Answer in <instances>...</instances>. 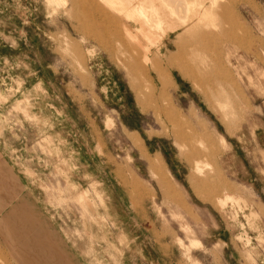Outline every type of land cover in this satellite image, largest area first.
<instances>
[{
  "label": "rangeland",
  "instance_id": "rangeland-1",
  "mask_svg": "<svg viewBox=\"0 0 264 264\" xmlns=\"http://www.w3.org/2000/svg\"><path fill=\"white\" fill-rule=\"evenodd\" d=\"M227 1L0 0V264H264V0Z\"/></svg>",
  "mask_w": 264,
  "mask_h": 264
},
{
  "label": "bare ground",
  "instance_id": "bare-ground-1",
  "mask_svg": "<svg viewBox=\"0 0 264 264\" xmlns=\"http://www.w3.org/2000/svg\"><path fill=\"white\" fill-rule=\"evenodd\" d=\"M212 1V0H211ZM231 1H234V0H228L224 5H221L220 6V10H219V12H221V14H222V16H223V18H225L226 19V16H228L229 15V13H230V2ZM169 2H171L172 4H174V5H176V6H183V3H184V0H169ZM185 4V3H184ZM168 5V4H167ZM171 6H173V5H171ZM177 10V9H176ZM175 13H177V11L175 12ZM229 18V17H228ZM227 18V21L228 22H230L231 24H232V20L231 19H228ZM230 20V21H229ZM226 21V20H225ZM227 23V22H226ZM228 24V23H227ZM145 27V26H144ZM123 32H121V31H117L116 30V34H117V39H118V42L120 43V44H122V45H124V43H125V38H124V36L123 35H121ZM130 36V38H133V40H134V42H133V44H131V45H129L128 44V42H126L125 43V47H127V48H129V51L130 52H132L133 53V56H132V58H133V60L134 61H137L138 62V59H137V56H139V54H138V49H137V47L135 46L136 45V38L135 37H133V35H129ZM170 35L168 34H164V38H165V42H166V44H168L169 43V41H170V38L171 37H169ZM154 40H155V38H153ZM129 54V53H128ZM130 55V54H129ZM141 56H143L142 54H141ZM137 64V63H136ZM145 66V65H144Z\"/></svg>",
  "mask_w": 264,
  "mask_h": 264
},
{
  "label": "crops",
  "instance_id": "crops-1",
  "mask_svg": "<svg viewBox=\"0 0 264 264\" xmlns=\"http://www.w3.org/2000/svg\"><path fill=\"white\" fill-rule=\"evenodd\" d=\"M135 139L137 140V138L136 137H131V140H134L135 141ZM155 164L154 163H151V169H152V171L153 172H155V173H157L158 174V176H159V179L161 180V181H167V186H166V188H165V192H172V185H171V181H170V179L161 171V163L159 164V170H158V172H156V170H155ZM137 183V182H136ZM164 183H166V182H164ZM19 211H24V210H17V212H19Z\"/></svg>",
  "mask_w": 264,
  "mask_h": 264
}]
</instances>
